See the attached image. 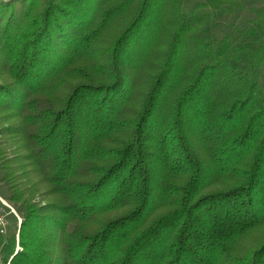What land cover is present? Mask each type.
Listing matches in <instances>:
<instances>
[{
    "label": "trees",
    "instance_id": "1",
    "mask_svg": "<svg viewBox=\"0 0 264 264\" xmlns=\"http://www.w3.org/2000/svg\"><path fill=\"white\" fill-rule=\"evenodd\" d=\"M250 1H0V264H264V25L203 32Z\"/></svg>",
    "mask_w": 264,
    "mask_h": 264
},
{
    "label": "rangeland",
    "instance_id": "2",
    "mask_svg": "<svg viewBox=\"0 0 264 264\" xmlns=\"http://www.w3.org/2000/svg\"><path fill=\"white\" fill-rule=\"evenodd\" d=\"M6 2L9 0H0ZM197 1L203 0H184V6L186 10H189L193 4ZM252 6L258 7L264 11V0H251L244 10H236L233 14H217L210 24L203 27V32L210 34L217 38L222 37L225 34H231L232 36H239L241 42L252 44L254 38L260 34L261 25H264V19L257 17L255 11L252 10ZM218 13V11H217ZM207 29V30H206ZM258 80L260 83V91L264 96V64L258 68ZM6 182L3 178V171L0 169V232L4 238L7 239L17 231V227L20 224L21 218L17 212V203H12L5 199L8 193ZM53 198V197H52ZM36 202L41 203L49 199V197H34ZM256 232H252L250 237H257L254 235ZM15 245L17 248V235Z\"/></svg>",
    "mask_w": 264,
    "mask_h": 264
},
{
    "label": "built area",
    "instance_id": "3",
    "mask_svg": "<svg viewBox=\"0 0 264 264\" xmlns=\"http://www.w3.org/2000/svg\"><path fill=\"white\" fill-rule=\"evenodd\" d=\"M2 202H4V200L3 199H0Z\"/></svg>",
    "mask_w": 264,
    "mask_h": 264
}]
</instances>
